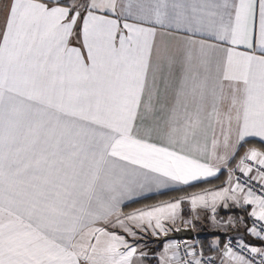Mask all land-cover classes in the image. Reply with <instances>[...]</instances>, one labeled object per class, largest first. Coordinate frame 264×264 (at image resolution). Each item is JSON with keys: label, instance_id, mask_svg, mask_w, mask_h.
I'll return each instance as SVG.
<instances>
[{"label": "snow or ice", "instance_id": "1", "mask_svg": "<svg viewBox=\"0 0 264 264\" xmlns=\"http://www.w3.org/2000/svg\"><path fill=\"white\" fill-rule=\"evenodd\" d=\"M153 262L264 264V0H0V264Z\"/></svg>", "mask_w": 264, "mask_h": 264}, {"label": "crops", "instance_id": "2", "mask_svg": "<svg viewBox=\"0 0 264 264\" xmlns=\"http://www.w3.org/2000/svg\"><path fill=\"white\" fill-rule=\"evenodd\" d=\"M158 199H165L167 198L166 196H160V197H157ZM212 231V229L209 227L208 224H203V225H199L197 230L195 231L196 233V237L198 236V234L200 233H208ZM209 239H211V237H208ZM152 243V246H150L151 248H157L159 247V242H153V241H150ZM154 264V262H153Z\"/></svg>", "mask_w": 264, "mask_h": 264}, {"label": "water", "instance_id": "3", "mask_svg": "<svg viewBox=\"0 0 264 264\" xmlns=\"http://www.w3.org/2000/svg\"><path fill=\"white\" fill-rule=\"evenodd\" d=\"M171 235L175 238H185V239H191L196 237L195 231H191V230L181 233H172Z\"/></svg>", "mask_w": 264, "mask_h": 264}, {"label": "trees", "instance_id": "4", "mask_svg": "<svg viewBox=\"0 0 264 264\" xmlns=\"http://www.w3.org/2000/svg\"><path fill=\"white\" fill-rule=\"evenodd\" d=\"M206 235H207V233H200V234H198L197 237H203V236H206Z\"/></svg>", "mask_w": 264, "mask_h": 264}, {"label": "rangeland", "instance_id": "5", "mask_svg": "<svg viewBox=\"0 0 264 264\" xmlns=\"http://www.w3.org/2000/svg\"><path fill=\"white\" fill-rule=\"evenodd\" d=\"M149 244H150V246H152V243L151 242H149Z\"/></svg>", "mask_w": 264, "mask_h": 264}, {"label": "built area", "instance_id": "6", "mask_svg": "<svg viewBox=\"0 0 264 264\" xmlns=\"http://www.w3.org/2000/svg\"><path fill=\"white\" fill-rule=\"evenodd\" d=\"M177 239H185V238H177Z\"/></svg>", "mask_w": 264, "mask_h": 264}]
</instances>
